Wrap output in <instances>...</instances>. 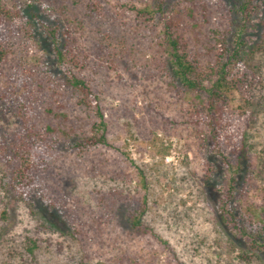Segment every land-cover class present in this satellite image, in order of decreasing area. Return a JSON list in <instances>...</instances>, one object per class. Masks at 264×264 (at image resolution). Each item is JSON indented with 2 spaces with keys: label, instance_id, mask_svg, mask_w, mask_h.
<instances>
[{
  "label": "rangeland",
  "instance_id": "374dc122",
  "mask_svg": "<svg viewBox=\"0 0 264 264\" xmlns=\"http://www.w3.org/2000/svg\"><path fill=\"white\" fill-rule=\"evenodd\" d=\"M210 1L211 24L199 29L200 38L185 32L202 63L209 59L203 39L215 27L229 30L228 46L242 58L264 44V0H252L259 5L245 24L233 10L244 0ZM145 2L155 1L55 0L53 13L35 4L39 23L31 36L11 34L0 62V264H264V237H255L254 247L247 234L264 235V175L257 173L264 51L254 76L226 101L230 118L240 119L234 128L220 130V116L204 106L191 119L190 98L153 70L152 52L135 45L146 33L135 28L136 14L120 7ZM165 2L173 16L181 8L188 13L180 0ZM18 4L23 0H0L7 8ZM56 17L76 30L89 54L81 75L98 96L105 145L77 147L98 119L60 85L64 74L41 27ZM160 22L156 16L149 30L156 33ZM32 127L41 137L26 154L16 136ZM33 164L35 182L22 189L15 172L25 175Z\"/></svg>",
  "mask_w": 264,
  "mask_h": 264
},
{
  "label": "trees",
  "instance_id": "16d2710c",
  "mask_svg": "<svg viewBox=\"0 0 264 264\" xmlns=\"http://www.w3.org/2000/svg\"><path fill=\"white\" fill-rule=\"evenodd\" d=\"M54 1L23 0V5L18 4L13 8L0 6V62L4 60L8 53L7 44L11 34L23 31L26 35L31 36L34 27L39 23L35 4L53 13L55 11ZM154 1L145 2L144 7L140 8L135 5L120 4L121 8H125L126 11H133L136 14L134 17L135 28L140 27L146 33V35H140L141 37L136 40L135 45L145 46L146 51L150 50L152 52L153 70L165 75L164 78L169 80V84L180 91L182 94H179L181 99L184 96L190 98L187 104L188 109L185 112L187 117L197 119L198 107L204 106L209 114L213 115L214 112L220 116V124L218 123L220 130H231L234 128L232 122H238L240 119L230 118L226 101L233 89L241 88L248 83L251 76H254L252 71L256 69L254 62L257 61V54L259 52L262 54L264 51V44L255 49L252 47L249 55L242 58L238 48L231 50L228 46L226 36L229 30L225 31L220 27H215L209 29V35L203 39L209 44L207 48L209 59L207 63H202L199 52L193 47L194 45H190L189 39L185 38V32L190 30L193 32V39L198 40L200 38L201 31L199 29L204 28V25L211 24L209 9L212 2L210 0H180L181 6L187 8L188 13L181 8L177 11L178 16H173L171 11H176V9L168 8L165 0ZM258 5L259 2L252 5V0H244L238 9L234 7L233 10L236 13H242V20H246L243 23L245 24L248 23L250 18L249 13L256 9ZM173 7L179 6L176 3ZM156 16H159L161 22L156 26L158 31L152 33V30H149L148 22L154 20ZM60 22L63 21L56 17L53 25L43 23L41 26L52 40L56 62L64 74V77L59 78L61 80L59 81L60 85H63L64 89L69 88V90H72L78 96L79 102L87 105L88 108L93 107L92 112L98 119V122H93V127H91V132L88 135L82 134L80 144L77 147L82 150L97 145H105L107 144V125L99 107L98 96L94 93L89 81L81 75V71L88 63L89 54L85 48L77 44L76 30L69 23L61 25ZM147 31H150V40L145 38ZM59 33L62 35L61 38L58 37ZM212 76H216V79L207 87L204 83L210 80ZM231 116L233 117V114ZM22 119L23 122H27L26 115H23ZM235 124L237 125V123ZM24 128H26L25 124ZM235 128L238 129V126ZM27 132L26 135H22L21 132L16 137L23 148L22 151L24 150L23 152L26 154H32L35 148L33 147L35 144L33 138L41 137V135L34 127ZM242 140L245 141L243 135ZM243 149H245V145L241 146L236 155L237 171L243 167L242 161L244 159L240 156ZM263 155L264 151L257 158V164L261 167L257 170V173L262 175H264ZM34 168L33 164L25 169V175L22 172H15L17 185L22 189L28 185L33 186L36 178L31 175V171ZM220 208L222 212L228 213L223 205ZM132 218V225L138 226L139 219L137 217ZM247 234L250 236L252 241L250 244L252 245L257 244L255 237L262 239L264 237L262 233ZM262 246L264 247V242ZM31 249L27 248L28 251H31Z\"/></svg>",
  "mask_w": 264,
  "mask_h": 264
}]
</instances>
